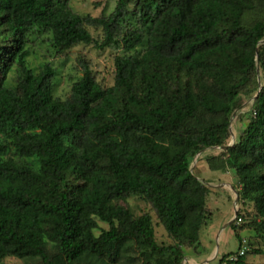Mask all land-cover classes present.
Instances as JSON below:
<instances>
[{"label": "trees", "instance_id": "obj_1", "mask_svg": "<svg viewBox=\"0 0 264 264\" xmlns=\"http://www.w3.org/2000/svg\"><path fill=\"white\" fill-rule=\"evenodd\" d=\"M41 36L55 53L119 50L112 84L80 61L68 95L55 96L54 67L27 62ZM263 38L264 0H116L98 16L70 0H0V263L182 264L213 187L190 164L220 147L204 158L234 171L242 222L230 224L237 252L218 264H264L244 261L240 236L251 204L247 229L264 242ZM241 95L253 97L247 122L227 144ZM128 195L151 205L172 244L156 242L150 214L119 203ZM97 220L108 225L98 235Z\"/></svg>", "mask_w": 264, "mask_h": 264}, {"label": "rangeland", "instance_id": "obj_2", "mask_svg": "<svg viewBox=\"0 0 264 264\" xmlns=\"http://www.w3.org/2000/svg\"><path fill=\"white\" fill-rule=\"evenodd\" d=\"M116 0H70L72 10L79 14H91L98 16L102 12L108 13L112 10ZM94 39H100V32L91 29ZM260 43H264V38ZM119 50L115 48L98 49L93 43L79 44L70 48L65 53H55L43 37L34 39L31 47V54L27 58L30 67L35 71L39 70L42 64L50 63L55 69L53 79V94L60 98H65L70 90L72 83L81 75L80 61L86 62L94 71L96 80L103 86H110L113 82L114 63L113 56ZM257 75L261 71L256 67ZM12 76V73L11 75ZM259 80V79H258ZM10 83V82H9ZM240 105L235 109L230 117V135L227 144H232L238 137L240 131L247 122L246 111L250 109L253 97L241 95ZM222 148H207L200 155L193 158L190 166L193 173L199 179L205 180L212 187V191L207 196L206 205L208 207L209 218L207 224L201 229L199 234L200 246L198 249L185 248V257L182 264H218L221 256L235 253L238 248V238L230 224L233 222L232 217L235 204L236 190L222 185L224 178L222 171L210 170L206 166V155L218 153ZM230 179L228 181L233 187L237 185L234 171L230 170ZM232 177V178H231ZM226 179V178H225ZM234 189V190H233ZM238 202V200H237ZM236 202V203H237ZM120 204L130 208L137 216L143 213L150 214L152 218V228L157 243L169 245L174 241L168 236L163 226L158 221L151 205L144 199L128 195L125 200L119 201ZM243 218L245 223L242 225L240 236L246 237L250 242V250L244 256V261L248 263L264 262V253L258 254L253 252L257 249L264 248L263 240H260L253 229L249 228V221L254 214V208L251 204L242 207ZM98 228L94 233L98 235L102 229H108L105 222L97 220ZM241 224V223H240ZM208 253H215V257L207 260ZM0 264H39L36 260H20L14 257H6Z\"/></svg>", "mask_w": 264, "mask_h": 264}, {"label": "built area", "instance_id": "obj_3", "mask_svg": "<svg viewBox=\"0 0 264 264\" xmlns=\"http://www.w3.org/2000/svg\"><path fill=\"white\" fill-rule=\"evenodd\" d=\"M233 222H234L235 225H239L242 222V220H241L240 217H237V215H235L234 218H233ZM241 242H242L241 248L238 251L239 255H243L245 250H246V248H247L246 240L244 238L242 239ZM229 258L232 259V260H235L237 258V256L236 255H231Z\"/></svg>", "mask_w": 264, "mask_h": 264}, {"label": "crops", "instance_id": "obj_4", "mask_svg": "<svg viewBox=\"0 0 264 264\" xmlns=\"http://www.w3.org/2000/svg\"><path fill=\"white\" fill-rule=\"evenodd\" d=\"M206 166H207V163H206ZM207 168H208V166H207ZM209 169V168H208ZM226 173V175L223 173V177H221V179L222 178H224V180L222 181V185H226L227 187H229V188H233V186L231 185V183L228 181V177H229V179H230V174L228 175V173H229V171H227V172H225ZM226 178V179H225ZM232 178V177H231ZM234 190V189H233ZM215 257V253H208L207 254V260H209V259H211V258H214Z\"/></svg>", "mask_w": 264, "mask_h": 264}, {"label": "water", "instance_id": "obj_5", "mask_svg": "<svg viewBox=\"0 0 264 264\" xmlns=\"http://www.w3.org/2000/svg\"><path fill=\"white\" fill-rule=\"evenodd\" d=\"M236 202H237V195H236L235 204H237ZM236 211H237L236 208H234V214H233L232 220H233L234 216L236 215Z\"/></svg>", "mask_w": 264, "mask_h": 264}]
</instances>
